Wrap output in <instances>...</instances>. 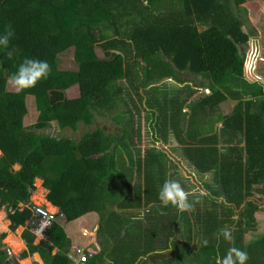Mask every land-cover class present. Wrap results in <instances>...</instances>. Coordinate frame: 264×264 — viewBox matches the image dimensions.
<instances>
[{"label":"trees","instance_id":"16d2710c","mask_svg":"<svg viewBox=\"0 0 264 264\" xmlns=\"http://www.w3.org/2000/svg\"><path fill=\"white\" fill-rule=\"evenodd\" d=\"M154 1L0 0V31L10 26L15 33L13 57L0 52V208L16 210L9 215L13 227L33 219L35 184L44 180L49 201L60 209L47 231L54 244L35 245L30 228L24 237L48 264H73L65 225L89 213L100 215L102 249L86 250L92 254L86 264H147L170 251L164 264H222L233 248L248 254L246 264H264V235L248 245L244 240L257 231L264 210V84L245 77L250 35L243 29L244 11L262 14L264 0H177L180 8L160 11ZM72 47L80 70H57V58ZM25 58L47 60L52 72L17 93L9 76ZM183 71L206 78L209 84L200 87L211 93L184 96L187 81L176 75ZM77 84L81 96L69 98ZM28 95L41 112L31 126L25 124ZM106 97L120 109L112 116L117 135L90 129ZM229 99L238 104L224 115L220 104ZM132 107L147 113L155 133L145 151L136 149L142 129ZM171 134L199 172L214 177L198 182L210 202L198 215L159 200L169 161L177 157L167 146ZM220 136L228 147L220 146ZM21 203L28 207L20 210ZM225 228L230 239L220 235ZM1 238L0 264H20L9 259Z\"/></svg>","mask_w":264,"mask_h":264},{"label":"rangeland","instance_id":"374dc122","mask_svg":"<svg viewBox=\"0 0 264 264\" xmlns=\"http://www.w3.org/2000/svg\"><path fill=\"white\" fill-rule=\"evenodd\" d=\"M153 6H154V9H156L157 11L166 10V9L175 10V9L180 8L182 4L180 1H177V0H155ZM262 18H263V15L261 14L252 15L251 12L245 13L244 11L243 29L246 33L250 35V40L247 44V50H246L247 53L254 48H258V47L260 48L262 45V42H263L261 39L262 34H261V31H259V28L261 29L264 28V21H260L262 20ZM242 52H243V48H242ZM98 54L101 57L105 56L104 52L99 49H98ZM56 68L59 71L76 72L80 70V64L77 58L76 47H72L59 55L56 61ZM176 75L178 79L187 81L186 82L187 85L185 87L183 86V90L185 92L184 96L188 95L189 92L192 90L195 91L196 88L198 86H201L202 84H209V81L203 76L195 75L189 71H183V72L177 73ZM159 79L162 81L164 80L163 78H159ZM167 81L169 82V84L173 83V80L170 78ZM10 84L11 85L9 86V89L11 91L17 92L12 82ZM188 84L190 85L189 88H188L189 86ZM67 94L69 98H72V99L79 98L81 96V90H80L79 84L74 85L71 88H69L67 90ZM199 94L201 93H198L197 97H199ZM201 95H204V94H201ZM26 100H27V106L29 109V113L26 116L25 124L26 126H31L38 121L41 112L38 108V103H37V99L35 96L28 95ZM114 102L115 100L113 98L111 99V97H106L103 99L102 103H99L97 105L98 109H97V115H96V124H95V127L92 126L90 127V129H95L97 127H103L106 130H108L109 133L113 135H117L119 131V127L113 121L112 116L115 115L117 112L119 113L120 109L114 108ZM230 105L231 103L223 104L222 108L224 112L225 111L228 112L229 110L231 111ZM132 108L135 112L134 120L136 122V126L142 129V137L136 138V145L138 146L136 147V149L141 147L145 151L148 147L153 146V143H154L153 138H154L155 133L151 129L152 124H151V121H149L148 116L146 115L147 113L145 114L144 110L138 111V110H135L134 107ZM53 127L57 129V124L55 122H53ZM81 129L86 130L87 128L84 125H82ZM81 133H82L81 130L78 133H76L75 135L76 138L77 137L80 138ZM169 142L170 143L167 144V146L174 147L177 149V151L175 152L177 157L174 159H170L169 161V176H170L169 179L180 183L186 192L191 193V195L189 196L190 197L189 201H191L192 203L191 208L193 209V211H195L194 214L198 215L204 212L208 208V204L210 203L207 201L209 199H207V196L205 195L204 191L200 190V186L198 182L205 181V179H207L208 181L214 182V177L212 176L211 173L206 176L199 172V170L195 167V165L185 157L180 144L178 143L176 137L173 134L170 135ZM0 157H1V152H0ZM179 160L181 161V163ZM20 168L21 166H18V165L16 166V170H19ZM213 182L211 184L214 185L215 183ZM36 184H37V189L35 190V192H33L34 194L32 195V199L35 205L38 207V209L43 207V208H46V210H49L50 212L57 213L58 209H56L55 211H52L50 209L51 202L48 199L49 190L45 188L44 180L37 179ZM41 187H44L45 190H42ZM191 198L193 199L190 200ZM36 211L38 213V210ZM96 215H97L96 216L97 219H96L95 226L87 225L82 230L75 231L72 234V236L75 239L86 237V235L84 234L86 231H88L89 236L87 237V239H92L91 237L95 236V234L98 233V228H99L100 215L99 214H96ZM258 216H259L258 219L260 220V226L258 227L257 231H255V233L254 232L249 233L250 238H252V236L253 237L259 236L258 238H260L261 237L260 234L264 233V224H263L264 212H260ZM77 224L80 225V222ZM97 225H98V228H96ZM179 235L180 234L178 233V236ZM179 238L185 240V237H183V234H181ZM79 240H82V239H79ZM87 247H89V245ZM84 250H86V248ZM172 255L173 253L172 251H170L167 256H172ZM157 261L158 262H156V264L162 263L160 262V259H157ZM147 264H152V263L151 261H148Z\"/></svg>","mask_w":264,"mask_h":264},{"label":"crops","instance_id":"0c3cea01","mask_svg":"<svg viewBox=\"0 0 264 264\" xmlns=\"http://www.w3.org/2000/svg\"><path fill=\"white\" fill-rule=\"evenodd\" d=\"M251 13H252V15L254 14L253 12H251ZM261 15H263V18L260 21H264V12ZM259 31H261V34H262L261 39L263 41V42L261 41L262 45H261L260 49L262 50V52H264V28H262V29L259 28ZM260 61H261V59L258 62L256 72L264 80V73H261L259 71ZM224 103L225 104L231 103V105H230L231 111L229 110L228 112H226V111L224 112V110L222 108ZM224 103L220 104V110H221L222 114H224V115L232 114L233 111L235 110L236 105L238 104L237 101H234L232 99H229L228 101H226ZM234 103H235V105H234ZM226 139L227 138H223L222 136H220V146H227L228 147L229 144L226 143ZM234 144H238V145L240 144L241 146H243V143H240L238 141H235ZM0 152H1V156H2L3 152L1 150H0ZM209 174L210 173H204V175H206V176ZM41 180H43V179H41ZM205 181H208V180L205 179ZM201 182H204V181H201ZM35 186L37 189V184H35ZM41 188H42V190H45L44 187H41ZM35 190H34V192H35ZM200 190H203L205 194L207 193V190L203 189L202 187H200ZM32 202H33V204H35L33 199H32ZM51 205L56 207L52 202L50 204V207H51ZM26 207H28V205L25 203H21L19 206L20 210H24ZM42 208H39L40 210L37 209L38 213L36 211L33 219H30L25 224L19 225L17 227H13V221L11 220V218L9 216L10 213L15 214L16 211L12 212L11 210H9L5 206L0 208V237H2L1 238V243H2L1 248L9 253V259L10 260L13 258H17L19 260L20 264H48L45 256L42 254L41 251H35V252L30 251V247L28 245V242L24 237L25 232L30 228L32 233H34V235H35V241H34L35 245H39V244H41V242H44V241H50L51 244H54V241L51 240V238L47 234V231L50 229L51 225L46 228V230L44 232V236L42 234L36 233L35 230H37L41 226L42 221H43L45 216L50 217L52 215H56L59 213L60 209H59V207H56L58 209V212L53 213V212H50L49 210H46V208H43V210H42ZM40 212H44L45 214L42 215V214H40ZM260 212H264V210H262ZM259 213L257 214V218L259 217L258 216ZM96 214H98V213H89V214H87V215H85L79 219H76L72 222H69L65 225L66 232H67L69 238L72 240V249H71L72 254H77L79 249H85V248H86V250L91 249L93 251H96V253L98 251H100V249H102L101 245L99 244V238L97 236V233L95 234V236L91 237L92 239H87V237L89 236L88 231H86L84 234V235H86V237L79 238L82 240H79L78 238L75 239L72 236V234L75 231L82 230L87 225H89V226L94 225L95 226L96 225V219H97ZM79 222H80V225L82 228L80 227V225L77 224ZM261 222H263V221H261ZM263 224H264V222H263ZM259 226H260V220L258 219V227ZM96 228H98V225ZM252 232L255 233V231H251L245 235L244 240H245L246 245L251 244V243H255L257 240H259V238H258L259 236L258 237L252 236V238L249 237V233H252ZM260 235L263 236L264 233L263 234L261 233ZM18 243L20 245H22V247H20L21 249L18 248L19 247ZM88 245H89V247H87ZM58 252H59V248L55 247L53 250V254H57ZM25 253H27V255L23 256Z\"/></svg>","mask_w":264,"mask_h":264},{"label":"clouds","instance_id":"9594fccd","mask_svg":"<svg viewBox=\"0 0 264 264\" xmlns=\"http://www.w3.org/2000/svg\"><path fill=\"white\" fill-rule=\"evenodd\" d=\"M14 35V30L10 26L0 31V52H4L9 59L14 54V50L10 49V43ZM51 72L52 67L47 60L25 58L18 65L16 71L11 73L9 80L14 85L17 93H20L35 88L39 82L46 80ZM190 195L191 193L186 192L180 183L167 180L159 191V200L164 206L171 204L180 211H185L191 207L189 203ZM220 235H223L225 239H230V233L226 228L221 229ZM248 258L246 252L233 248L223 258L222 264H246ZM217 264H221V261L218 260Z\"/></svg>","mask_w":264,"mask_h":264},{"label":"water","instance_id":"95a60500","mask_svg":"<svg viewBox=\"0 0 264 264\" xmlns=\"http://www.w3.org/2000/svg\"><path fill=\"white\" fill-rule=\"evenodd\" d=\"M262 54L263 52L260 48H254L247 53L244 73L245 77L251 82H261L264 84L263 78L256 72ZM207 92L211 93V89H207Z\"/></svg>","mask_w":264,"mask_h":264},{"label":"built area","instance_id":"2783aa9c","mask_svg":"<svg viewBox=\"0 0 264 264\" xmlns=\"http://www.w3.org/2000/svg\"><path fill=\"white\" fill-rule=\"evenodd\" d=\"M16 210H13L12 212H15ZM52 224V221L49 216H45L41 226L35 230L36 233L42 234L44 236V232L47 227H49ZM92 256V254H88L86 250L79 249L77 254H71V259L73 261V264H86L89 257Z\"/></svg>","mask_w":264,"mask_h":264},{"label":"flooded vegetation","instance_id":"af4514ba","mask_svg":"<svg viewBox=\"0 0 264 264\" xmlns=\"http://www.w3.org/2000/svg\"><path fill=\"white\" fill-rule=\"evenodd\" d=\"M207 87H208V86H206V88L203 89L202 87L199 86V87L196 88L195 91H198V93L203 94V90H204V92L208 93V92H207V89H210V88H207ZM198 93H197V94H198ZM201 94H199V95H201ZM117 126H118V125H117ZM118 127H119V126H118ZM169 178H170V176H169V173H168V180H170ZM183 237H185L184 234H183ZM180 239H181V238H180ZM181 240L184 241V239H181ZM185 240H186V238H185ZM168 253H169V252H166V254H164V256L160 255L159 253H156L155 256H152V257H151V263H152V264H156V262H158L157 259H160L161 262H162V261L164 260V258H168V257H170V256H167ZM172 253H173V255H174V252H172ZM173 255H172V256H173ZM161 264H164V263L162 262ZM186 264H190V263H189V262H186Z\"/></svg>","mask_w":264,"mask_h":264},{"label":"bare ground","instance_id":"6f19581e","mask_svg":"<svg viewBox=\"0 0 264 264\" xmlns=\"http://www.w3.org/2000/svg\"><path fill=\"white\" fill-rule=\"evenodd\" d=\"M50 209L52 210V211H55L57 208L56 207H54L53 205H51V207H50ZM19 244V243H18ZM23 244V243H22ZM19 247L18 248H20V247H22V245H18ZM21 249V248H20Z\"/></svg>","mask_w":264,"mask_h":264}]
</instances>
